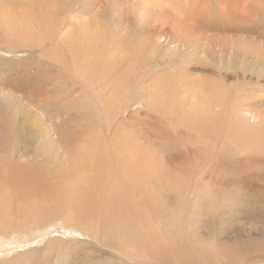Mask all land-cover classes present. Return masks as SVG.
<instances>
[{"label":"rangeland","instance_id":"1","mask_svg":"<svg viewBox=\"0 0 264 264\" xmlns=\"http://www.w3.org/2000/svg\"><path fill=\"white\" fill-rule=\"evenodd\" d=\"M262 133L264 0H0V264H264Z\"/></svg>","mask_w":264,"mask_h":264},{"label":"bare ground","instance_id":"2","mask_svg":"<svg viewBox=\"0 0 264 264\" xmlns=\"http://www.w3.org/2000/svg\"><path fill=\"white\" fill-rule=\"evenodd\" d=\"M78 13V12H77ZM75 14H72L69 18L71 19V21L70 22H73L75 25H77V27L78 28H80L81 30H82V32H85L87 29L84 27L85 25H83V24H85V22H81V23H78V21H77V19H78V17H76V16H74ZM79 15H81L80 14V12H79ZM87 24H89L88 22H87ZM77 34H78V32H77ZM84 46V45H83ZM83 48V47H82ZM84 49V48H83ZM101 57V56H100ZM72 59V58H71ZM70 60V59H69ZM74 60V59H73ZM108 60V59H107ZM84 61H85V63L82 65V66H80V67H84V65L86 66V64L87 63H89V61H88V58L87 57H84ZM94 61V60H93ZM64 62H66V61H64ZM74 62V61H73ZM107 62H109V61H107ZM97 63V62H96ZM61 64V63H60ZM82 64V63H81ZM81 64H79V65H81ZM93 64V63H92ZM92 64H89V66H91V67H88V69H90V71L88 70L87 71V73H88V75H91L92 73H93V70L95 69L94 68V66H92ZM79 65H77V66H79ZM128 65V64H127ZM104 66V64L101 66V68H100V70H102V71H98L97 73L98 74H100L102 77H106V74H107V76H111V72H112V69L110 68V67H107V68H105V67H103ZM99 67H100V65H99ZM98 67V68H99ZM73 68V67H72ZM76 68H78V67H75V69ZM140 68V67H139ZM68 69V68H67ZM75 69H73V70H75ZM83 69V68H82ZM82 69H81V71H82ZM79 70V69H78ZM87 70V69H86ZM140 70V69H139ZM64 71V70H63ZM76 71V70H75ZM135 71V70H134ZM62 72V71H61ZM130 72H131V70H130ZM66 73V72H65ZM72 73V72H71ZM84 73V72H83ZM82 73V74H83ZM86 73V74H87ZM96 73V74H97ZM133 73V72H132ZM135 73V72H134ZM144 73V72H143ZM135 75H137V74H135ZM146 75V74H145ZM84 76V75H83ZM134 76V75H133ZM133 76H132V80L134 79V78H136V77H134L133 78ZM90 77V76H89ZM51 78V77H50ZM85 78V77H84ZM87 78V77H86ZM91 79V78H90ZM103 79V78H102ZM126 79V78H125ZM124 79V80H125ZM144 79V78H143ZM161 79V78H160ZM106 80V79H105ZM141 80H142V77H141ZM126 81H128V79L126 80ZM125 81V82H126ZM134 81V80H133ZM135 81H136V79H135ZM163 81V80H162ZM206 81V80H205ZM130 82V81H129ZM138 82V81H137ZM160 82V81H159ZM88 83V82H87ZM93 83V82H92ZM161 83V82H160ZM163 83V82H162ZM123 84V83H122ZM135 85H137V84H135ZM159 85V84H158ZM161 85V84H160ZM162 86H164V85H162ZM117 87V86H116ZM120 87H121V85H120ZM123 87H124V85H123ZM126 87V86H125ZM138 87V86H137ZM144 87V86H143ZM133 88V87H132ZM141 88V87H140ZM116 89V88H115ZM137 89V88H136ZM129 90H131V89H129ZM133 90V89H132ZM116 91V90H115ZM119 91V90H118ZM39 92V91H38ZM120 93H121V91H119ZM44 93H47L46 91H45V89H44ZM43 94V93H42ZM117 94V93H116ZM115 94V95H116ZM124 96V95H123ZM160 96V95H159ZM217 96H219V95H217ZM39 97H40V95H39ZM161 97V96H160ZM163 97H165V96H163ZM11 98V97H10ZM29 99V98H28ZM27 101V100H26ZM154 101V99H148V102H149V104H152V105H150V106H152V108H153V106L155 105V101ZM161 101V102H160ZM159 101V103H158V105L159 104H161V107H163V108H161L160 106H158V108L160 107L161 108V110L164 112V116H166V115H168V113L170 112V111H172L173 110V108L174 107H170L169 105H175V101L173 100V99H171V98H164V99H162V100H160ZM127 102V101H126ZM27 103H28V105H32L33 103L32 102H28L27 101ZM154 103V104H153ZM157 108V107H156ZM138 109V108H137ZM181 109H182V107H181ZM27 110V109H26ZM170 113H175L174 112V110H173V112H170ZM171 114V115H172ZM132 115V114H131ZM22 116L25 118V112H23V114H22ZM133 117V116H132ZM206 120V119H205ZM187 121H189V120H187ZM192 121V120H191ZM25 122V121H24ZM156 122V121H155ZM192 124V123H191ZM175 127V126H174ZM244 128V127H243ZM245 129V128H244ZM248 130V129H247ZM21 132V131H20ZM167 132V131H166ZM166 132H165V134H166ZM169 133V132H168ZM164 134V133H163ZM199 134V133H198ZM237 134V133H236ZM262 134H264V133H262ZM185 135V134H184ZM256 136V135H255ZM177 138V137H176ZM172 139H175V138H173L172 137ZM254 140V144L256 145H254V146H250V147H255L256 149L257 148H259L260 149V144H262V143H259V142H262V141H264V139H263V136H256V138H253ZM91 140V139H90ZM205 140V139H204ZM58 141V143L60 144V140L59 139H56V142ZM177 141V140H176ZM252 141V140H251ZM123 142V141H122ZM89 143V142H88ZM25 145H26V143H25ZM246 145H248V144H246ZM98 149V148H97ZM246 149V148H245ZM248 149V148H247ZM255 151V150H254ZM259 152H255V153H261V154H263L264 155V153L261 151V150H258ZM263 151H264V148H263ZM131 152H133V150L131 151ZM242 154L244 153L243 151L241 152ZM35 154H36V152H35ZM252 158V157H251ZM251 158H249V156H247L246 157V161H250V159ZM264 158V157H263ZM253 159V158H252ZM261 159V158H260ZM258 160V159H257ZM33 162V161H32ZM263 162H264V160H263ZM46 163V162H45ZM45 163H43V164H34V163H29L28 162V164H24L23 163V165H18V164H14V163H10V162H8L7 164H5V167H1L0 168V183H1V185H4L5 186V188H7V192H10V191H8L12 186H14V187H16L15 188V190H14V194H16V192H17V194L15 195L18 199H21L22 200V198H24V196H28V197H32V196H35V197H38V199L39 200H42V201H47V199H49L50 197L49 196H53L54 195V192H55V189H56V191H57V188H56V184H55V180L56 179H54V178H51L50 176H49V170H48V168L46 169L45 168ZM260 164V163H259ZM140 164H138V166H139ZM254 166V165H253ZM261 166V165H260ZM137 167V166H136ZM255 167V166H254ZM253 167V168H254ZM138 168V167H137ZM177 168V167H176ZM105 169V168H104ZM112 169V168H111ZM90 171V170H89ZM88 172V171H87ZM92 172V171H91ZM90 172V173H91ZM107 173V175H108V172H106ZM117 175V174H116ZM243 175V174H242ZM113 177H114V175H113ZM257 178V177H256ZM179 181V180H178ZM114 184V183H113ZM172 184V183H171ZM25 185V186H24ZM24 186V187H23ZM255 186V185H254ZM9 188V189H8ZM59 188H60V186H59ZM62 188V187H61ZM60 188V189H61ZM11 190H13V189H11ZM17 190V191H16ZM69 190V189H68ZM83 191V190H82ZM12 192V191H11ZM11 192H10V194H11ZM58 192V191H57ZM80 192V191H79ZM13 195V194H12ZM57 195V194H56ZM16 197H15V199H16ZM55 197V196H54ZM24 200V199H23ZM22 200V201H23ZM29 200V199H28ZM5 202H6V200H5ZM48 202V201H47ZM15 203V202H14ZM14 203L13 202H11L10 203V200H9V205L11 204V206H14ZM23 203H25V204H31L30 202H28V201H24V202H22V204ZM19 204H21L20 202H19ZM36 204H38L39 205V207L41 208L42 207V204H39V203H36ZM4 205V204H3ZM18 205V204H17ZM32 205V204H31ZM46 205V204H45ZM19 206V205H18ZM22 206H24V205H22ZM27 206H29V205H27ZM33 206V205H32ZM1 208H3V207H1V203H0V209ZM43 208V207H42ZM3 209H5V207L3 208ZM2 209V211H4ZM9 211H11V210H9ZM0 213H2V212H0ZM4 213V212H3ZM5 215H6V213H4ZM7 214H8V212H7ZM14 217V216H13ZM71 218H69V220H70ZM13 220V219H12ZM73 221V220H72ZM65 225V224H64ZM65 226H67V225H65ZM130 226V225H129ZM125 227V226H124ZM10 228V227H9ZM119 229V228H118ZM6 230V229H5ZM8 231V230H7ZM68 231H71V234H73V232H72V230L71 229H68ZM68 231H65V233H67ZM70 233V232H69ZM23 237V236H22ZM14 238V237H13ZM17 239L15 240V241H12V240H10V241H8L7 242V245L9 246L8 247V250H12V249H14V248H16V246L17 245H19L20 244V242H22L23 241V239H21V238H18V237H16ZM6 239V238H5ZM26 239H28V238H26ZM4 241V240H3ZM26 240H24V242H25ZM6 242V241H5ZM27 244V243H26ZM3 243H0V253L2 252V250L5 248V247H3ZM2 248V249H1ZM5 249H7V248H5Z\"/></svg>","mask_w":264,"mask_h":264}]
</instances>
